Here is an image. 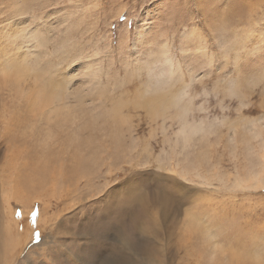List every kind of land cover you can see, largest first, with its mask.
<instances>
[{
	"label": "rangeland",
	"instance_id": "1",
	"mask_svg": "<svg viewBox=\"0 0 264 264\" xmlns=\"http://www.w3.org/2000/svg\"><path fill=\"white\" fill-rule=\"evenodd\" d=\"M9 6L28 12L3 14ZM23 22L26 33L52 37L45 46L34 44L31 57L47 50L52 55L41 57V66L51 60L57 74L79 70L72 85L80 81L96 113L122 104L124 122L106 162L119 178L104 181L107 175L95 173L61 207L58 195L13 198L27 162L20 158L9 171L16 146L3 130L25 100L0 80V264H117L118 255L119 264H211L230 261V249L245 253L241 246L250 252L248 264H264V187L235 184L264 164V0H0V68L34 43L22 48ZM63 54L75 60L60 66ZM160 92L168 102L157 114L145 104ZM190 129L196 134L184 146L182 131ZM40 131L34 143L46 138ZM116 149L127 164L112 159ZM174 167L194 182L172 173ZM117 211L125 212L119 227ZM189 213L212 238L190 226ZM127 239L130 249L119 250Z\"/></svg>",
	"mask_w": 264,
	"mask_h": 264
},
{
	"label": "bare ground",
	"instance_id": "2",
	"mask_svg": "<svg viewBox=\"0 0 264 264\" xmlns=\"http://www.w3.org/2000/svg\"><path fill=\"white\" fill-rule=\"evenodd\" d=\"M23 11L28 12V9L24 8L19 10L14 6H9L8 11H6L5 9L1 10V12H4L3 14L8 12L10 13V15H19L18 17L23 15ZM22 24H24V22L21 23L20 26L23 30V34H26L23 42H21V45L23 46L22 48L25 47L26 43L29 44V42H32V39L34 40V43H32L31 45H27V49H29V51L24 50L23 52L27 53H25V55L22 54V57H19L14 61L11 60V57L6 58V62L1 64L2 67L0 68V74H2L0 80L2 81V84H4V87L7 88L8 86L12 90H14L16 99L25 100V105L21 106V111L17 113L13 118H11L8 126L3 130V137H8L10 139L8 141V145L13 144L16 146V150L12 153V159L16 161V164L14 165V167L12 165L7 167L10 168L9 171L11 173L15 171L16 166L21 162V160L19 161L20 158H23L22 161L25 160L27 162L25 164V167L23 168L24 173L21 172V177L19 180L20 182H22V186L18 185V187L21 188L20 190L23 192L18 190L17 192L12 194V197L21 198L23 197V193H27L32 195L33 199L35 200H45L49 199L50 197V200L52 201V199H55V196L58 195L59 197H57L56 199H59L60 201H57L56 205L57 207H61V204L64 205L68 202H74V199H77L76 193H81V191H79L81 187L89 186L91 177L93 176L94 179L96 174H98L99 172L101 173V175H107L106 177H104V181H107L108 176L112 174L114 178H119L118 171L114 172V170L109 167L111 164L108 165L106 162L108 160V145L115 143L112 137L115 135H119L121 131V124L124 122V119L121 118L119 114L122 104L116 105L113 111L109 110V112L106 113H96L95 111L97 110V108L92 105L93 100L91 98L89 99L90 95H88V93L85 94V91H81L78 89L80 81L72 85V81L74 80L75 75L79 73V70H72V73L63 72L61 74H57L56 70L54 69V63L50 62L51 60L46 61L44 66H41L40 58L52 55V53L47 52V50L43 52L42 55H35V58L31 57L32 55H34V52L37 53V49L34 50V44L45 46L50 42V40H52V37H50L48 40H43L41 35L39 34H35L34 32L26 33V30L23 29ZM44 25L47 28L49 26H52L51 23L47 21H44ZM12 26L14 34H17L19 31H17L14 25ZM9 30L11 31V29ZM10 49L11 51H13L12 48ZM58 58L60 60V66H63V64H65V66H68L75 60H70L64 54L62 58H60V56L58 55ZM75 72L77 73L74 74ZM27 82H30V86H25ZM73 99H75L74 103L71 102V100ZM167 102V96L163 95V92H160L159 94H155L149 97L148 103L145 104V107L158 114L159 111L163 110V106L167 105ZM88 106L92 107L89 108ZM37 124L42 126L40 129H42L46 135L44 136L46 137L45 139H43L44 141H41L42 147L36 145V143L40 142L39 138L35 141V143L33 142L35 140L34 136L42 133L39 128L35 129ZM15 126L18 127V129H14ZM14 130H16L20 134V136L15 134L16 138H14L12 135ZM26 130H29L31 134H26ZM186 132H190V134L187 135ZM182 133L186 134L183 137V145L188 146L191 143L192 136L196 134V130H183ZM31 137H33L34 140ZM256 137H258V134L256 135ZM48 140H50L51 142L49 144H46L45 142H47ZM25 149L29 152L26 153ZM129 149L132 148L129 147ZM122 152L123 151H118L116 149V152H114L112 159H118V157H121L124 161V157L120 155H124ZM104 154H106V157H103ZM126 155H130V153H126ZM260 157H262L264 160V146L262 147ZM26 158H28V160ZM124 162V164H127L128 161ZM104 169H108V172H103L102 170ZM170 170L172 171V173H178L183 179H185V181L194 182L193 178L189 176V173L187 171L180 170L175 167L170 168ZM5 172L7 171L5 170ZM17 177L19 178V174L17 175ZM101 177L103 176L96 177L95 179L99 180V178ZM203 184H210V179L204 177ZM235 184L238 188L242 189L257 190L259 188H263L264 164L261 170L251 169V172L249 171L246 173L245 178H237ZM95 204H98V202H95ZM73 206L71 210H73ZM80 208L74 209L72 214L76 215L77 212L81 211ZM45 209L46 208H44V212ZM83 211L84 210H82V212ZM63 212L65 213V211ZM124 214L125 212L123 211H117L114 218V223L116 226L119 227L122 225V216H124ZM60 215L62 214L60 213ZM188 217L190 218V226L199 227L203 234L208 235V239L212 238V234L210 233L209 228L205 224L204 226L202 225V221L196 214L189 213ZM48 221L51 222L52 220ZM52 222L58 225L57 218ZM120 243L123 246L121 247V249L118 248L119 250L126 252L130 249L128 239L120 241ZM252 244L255 245L254 243ZM213 248L214 250H216L217 245L213 244ZM239 250L245 253L236 254L232 249L229 250V258L231 264H248V259H250V255H248L249 251L244 249L243 246H241ZM199 253L201 254V252H198L197 255H199ZM199 256L198 259H200ZM120 260L121 257L118 255L115 261L117 264H119ZM230 261L228 260L227 262L226 259L217 262L211 260V264H230ZM207 264H210V261Z\"/></svg>",
	"mask_w": 264,
	"mask_h": 264
}]
</instances>
